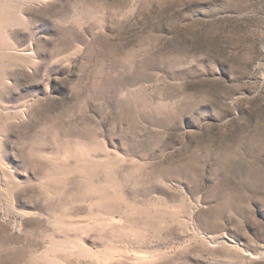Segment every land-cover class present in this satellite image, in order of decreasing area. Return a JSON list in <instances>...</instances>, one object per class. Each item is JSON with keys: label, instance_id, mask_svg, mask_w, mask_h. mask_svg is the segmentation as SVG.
<instances>
[{"label": "rangeland", "instance_id": "1", "mask_svg": "<svg viewBox=\"0 0 264 264\" xmlns=\"http://www.w3.org/2000/svg\"><path fill=\"white\" fill-rule=\"evenodd\" d=\"M0 264H264V0H0Z\"/></svg>", "mask_w": 264, "mask_h": 264}]
</instances>
